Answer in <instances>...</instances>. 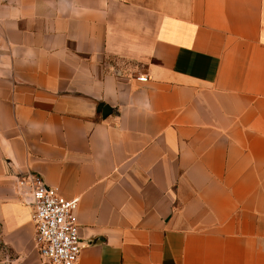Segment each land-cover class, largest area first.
<instances>
[{
  "label": "crops",
  "instance_id": "obj_1",
  "mask_svg": "<svg viewBox=\"0 0 264 264\" xmlns=\"http://www.w3.org/2000/svg\"><path fill=\"white\" fill-rule=\"evenodd\" d=\"M29 174L79 264H264V0H0V264Z\"/></svg>",
  "mask_w": 264,
  "mask_h": 264
},
{
  "label": "built area",
  "instance_id": "obj_2",
  "mask_svg": "<svg viewBox=\"0 0 264 264\" xmlns=\"http://www.w3.org/2000/svg\"><path fill=\"white\" fill-rule=\"evenodd\" d=\"M147 82L148 77L139 78ZM26 204L33 208L34 244L41 264H79L83 243L77 219L79 198L66 199L38 174L19 181Z\"/></svg>",
  "mask_w": 264,
  "mask_h": 264
}]
</instances>
